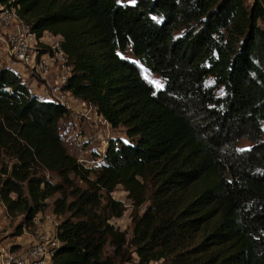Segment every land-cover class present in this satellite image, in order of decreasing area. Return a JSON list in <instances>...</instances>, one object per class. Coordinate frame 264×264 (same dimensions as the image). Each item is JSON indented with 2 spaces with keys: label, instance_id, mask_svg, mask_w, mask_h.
<instances>
[{
  "label": "trees",
  "instance_id": "obj_1",
  "mask_svg": "<svg viewBox=\"0 0 264 264\" xmlns=\"http://www.w3.org/2000/svg\"><path fill=\"white\" fill-rule=\"evenodd\" d=\"M1 6L37 38H62L65 89L126 137L86 169L60 134L68 110L0 64V204L19 220L16 236L50 209L52 264H264L261 0ZM117 187L131 201L130 237L110 224L126 211Z\"/></svg>",
  "mask_w": 264,
  "mask_h": 264
},
{
  "label": "built area",
  "instance_id": "obj_2",
  "mask_svg": "<svg viewBox=\"0 0 264 264\" xmlns=\"http://www.w3.org/2000/svg\"><path fill=\"white\" fill-rule=\"evenodd\" d=\"M261 1L264 5V0ZM0 8V26L10 30L7 38L0 35V43L5 47L2 58L7 61V66L11 69L20 66L24 74L18 75L25 84H29L27 80L35 76L43 80L38 96L69 109V100H79L65 89L72 66L62 49V38L47 32L37 38L30 27L18 18L16 7ZM51 216H46L44 220L45 213H39L30 227H23L22 234H30L27 239H22V253L0 247V264H52V257L60 246L56 238L60 221L57 222L59 218L55 215ZM3 217L4 220H11L6 212Z\"/></svg>",
  "mask_w": 264,
  "mask_h": 264
},
{
  "label": "rangeland",
  "instance_id": "obj_3",
  "mask_svg": "<svg viewBox=\"0 0 264 264\" xmlns=\"http://www.w3.org/2000/svg\"><path fill=\"white\" fill-rule=\"evenodd\" d=\"M252 0H248L251 3ZM1 9V8H0ZM2 10V9H1ZM0 10V11H1ZM264 27V24H263ZM6 32V34H4ZM9 29L0 26V35L7 38ZM5 51L4 45L0 43V64L7 66V61L2 58ZM8 67V66H7ZM17 74H24L20 66L17 69H12ZM141 74L144 80L153 86L156 90L162 88V81L159 76L151 74L141 69ZM30 81V82H29ZM51 81V80H50ZM29 89L33 94L39 95L40 85H43V80L32 77L27 80ZM67 117L60 121V134L67 151L73 155L79 163L86 169H94L100 167L101 158L107 147V142L111 139H122L126 141L124 130L122 128L113 129L101 117H99L95 110L80 101L69 100V109ZM246 146L247 144H242ZM115 200L122 202L126 208L123 216L119 219H112L110 224L121 231H125L127 236H131V201L127 198V194L121 187H117L112 194ZM144 208L140 209V213ZM44 220L51 216L50 209L46 210ZM60 219H57L59 222ZM19 220H4L3 214H0V247L10 250L15 253H22L24 250L23 240L29 237L30 232L16 236L18 233L17 226ZM154 264V263H152Z\"/></svg>",
  "mask_w": 264,
  "mask_h": 264
},
{
  "label": "crops",
  "instance_id": "obj_4",
  "mask_svg": "<svg viewBox=\"0 0 264 264\" xmlns=\"http://www.w3.org/2000/svg\"><path fill=\"white\" fill-rule=\"evenodd\" d=\"M30 91L33 93V91L30 89ZM3 214V213H5V209H4V207H3V205L2 204H0V214Z\"/></svg>",
  "mask_w": 264,
  "mask_h": 264
}]
</instances>
